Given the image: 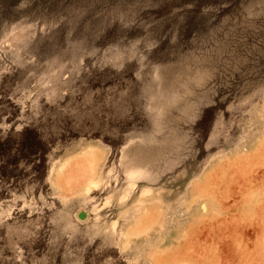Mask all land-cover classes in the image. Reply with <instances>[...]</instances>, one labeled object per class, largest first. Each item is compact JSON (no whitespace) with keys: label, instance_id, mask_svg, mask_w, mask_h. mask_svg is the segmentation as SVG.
<instances>
[{"label":"rangeland","instance_id":"374dc122","mask_svg":"<svg viewBox=\"0 0 264 264\" xmlns=\"http://www.w3.org/2000/svg\"><path fill=\"white\" fill-rule=\"evenodd\" d=\"M262 228L264 0H0V264H264Z\"/></svg>","mask_w":264,"mask_h":264},{"label":"bare ground","instance_id":"6f19581e","mask_svg":"<svg viewBox=\"0 0 264 264\" xmlns=\"http://www.w3.org/2000/svg\"><path fill=\"white\" fill-rule=\"evenodd\" d=\"M101 151V150H100ZM100 151L99 150H97V149H93V150H89V151H87L86 152V154H85V158H88L90 161H95V160H98L99 159V157L101 156V154H100ZM103 156V155H102ZM97 162V161H96ZM70 163V162H69ZM256 177V176H255ZM257 178H259V177H257ZM253 179H254V177H253ZM253 179H251L250 181H252ZM254 181V180H253ZM229 197H230V195H229ZM80 217V216H79ZM85 218H87V213H85V216H84ZM81 219H84V218H81ZM262 226V225H261ZM225 227V226H224ZM239 227V230L240 231H243L244 232V229H245V232L247 233V229H248V227L247 228H244L243 229V227H241V229H240V226H238ZM226 228H228L227 226H226ZM250 228V227H249ZM254 228H255V226H254ZM258 228V227H257ZM263 229V228H262ZM222 230V229H221ZM228 230V229H227ZM235 230H236V228H235ZM254 230V229H253ZM256 230V229H255ZM238 231V230H237ZM240 231H238L240 234H244L243 232L241 233ZM263 231H264V229H263ZM128 234V233H127ZM247 235V234H246ZM243 236H245V234L243 235ZM127 242V241H126Z\"/></svg>","mask_w":264,"mask_h":264},{"label":"water","instance_id":"95a60500","mask_svg":"<svg viewBox=\"0 0 264 264\" xmlns=\"http://www.w3.org/2000/svg\"><path fill=\"white\" fill-rule=\"evenodd\" d=\"M79 216H80V218H85V217H84V216H85L84 213L79 214Z\"/></svg>","mask_w":264,"mask_h":264},{"label":"trees","instance_id":"16d2710c","mask_svg":"<svg viewBox=\"0 0 264 264\" xmlns=\"http://www.w3.org/2000/svg\"><path fill=\"white\" fill-rule=\"evenodd\" d=\"M36 136V138H37V135H35Z\"/></svg>","mask_w":264,"mask_h":264}]
</instances>
